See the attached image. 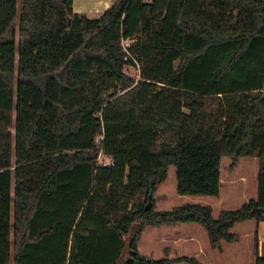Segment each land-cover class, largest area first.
Segmentation results:
<instances>
[{
	"label": "trees",
	"instance_id": "16d2710c",
	"mask_svg": "<svg viewBox=\"0 0 264 264\" xmlns=\"http://www.w3.org/2000/svg\"><path fill=\"white\" fill-rule=\"evenodd\" d=\"M71 1L0 0V264H201L140 254L141 230L195 222L219 250L264 222V0H113L94 18ZM250 156L237 208H153L168 165L176 194L216 196L220 159ZM252 252L264 264L255 230Z\"/></svg>",
	"mask_w": 264,
	"mask_h": 264
},
{
	"label": "crops",
	"instance_id": "0c3cea01",
	"mask_svg": "<svg viewBox=\"0 0 264 264\" xmlns=\"http://www.w3.org/2000/svg\"><path fill=\"white\" fill-rule=\"evenodd\" d=\"M222 159L224 162L226 160L225 163L223 162L225 164H223L225 166L223 173L221 168ZM228 163L229 159L227 157L220 159L219 190L216 196L196 198L197 201L186 203L209 205L210 214L215 218L219 210L235 209L249 198H253L256 192V157H240L232 167H228ZM157 203L154 207L155 210L158 209ZM166 225H174L176 228L159 229L163 230L164 233L156 241L157 244H162L161 257L165 259L192 256L201 264H253L252 243L254 230L256 234V254L264 257V222L255 223L250 219L234 222L230 227V232L236 234L237 239L233 242L221 241L219 250L209 246L204 229L195 222H179ZM181 263L185 262L179 260L168 264Z\"/></svg>",
	"mask_w": 264,
	"mask_h": 264
},
{
	"label": "rangeland",
	"instance_id": "374dc122",
	"mask_svg": "<svg viewBox=\"0 0 264 264\" xmlns=\"http://www.w3.org/2000/svg\"><path fill=\"white\" fill-rule=\"evenodd\" d=\"M113 0H72L70 5V11L76 12V13H82L88 18H94L97 17L98 14L103 11L105 8H107ZM123 72L130 77L136 79L137 78V65L135 64H124L123 65ZM53 116V114H52ZM51 114H48L44 120L39 125V133L40 137L39 139L43 141H49L51 137L52 132V126H53V120H52ZM13 117H15V114H13ZM31 117V114L29 112L21 114V119H18L16 121V124L18 125L20 133L23 134L24 130L28 127V122ZM15 124V122H14ZM14 124L10 126V129L13 131ZM100 159V156H99ZM223 159L221 162V168L222 173L225 169ZM224 164V165H223ZM175 182H174V175H173V167L171 165H168L166 169V177L165 179L159 183L156 186L154 195L155 200L153 204V208L155 207L156 202L158 209H169L174 205H178L181 203L186 202H195L197 199L206 197V196H197V195H180L176 194L174 190ZM153 195V196H154ZM156 209V210H158ZM199 226V225H198ZM167 227H170L169 229H175L176 226L174 225H149L146 224L143 229L140 232L139 238L137 240L136 246L137 251L140 254L149 256L151 258H160L162 255V244H157L156 239L159 237H162V234L164 233L163 230L159 229H166ZM201 228V226H199ZM186 264V263H181Z\"/></svg>",
	"mask_w": 264,
	"mask_h": 264
},
{
	"label": "built area",
	"instance_id": "2783aa9c",
	"mask_svg": "<svg viewBox=\"0 0 264 264\" xmlns=\"http://www.w3.org/2000/svg\"><path fill=\"white\" fill-rule=\"evenodd\" d=\"M127 43H128V40H123V41H122V45H123V46H126Z\"/></svg>",
	"mask_w": 264,
	"mask_h": 264
},
{
	"label": "water",
	"instance_id": "95a60500",
	"mask_svg": "<svg viewBox=\"0 0 264 264\" xmlns=\"http://www.w3.org/2000/svg\"><path fill=\"white\" fill-rule=\"evenodd\" d=\"M149 206V205H148Z\"/></svg>",
	"mask_w": 264,
	"mask_h": 264
}]
</instances>
